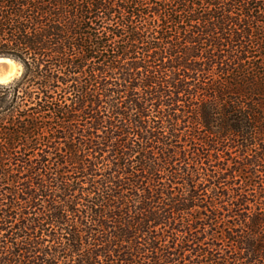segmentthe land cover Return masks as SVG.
<instances>
[{"label": "trees", "instance_id": "obj_1", "mask_svg": "<svg viewBox=\"0 0 264 264\" xmlns=\"http://www.w3.org/2000/svg\"><path fill=\"white\" fill-rule=\"evenodd\" d=\"M0 264H264V0H0Z\"/></svg>", "mask_w": 264, "mask_h": 264}, {"label": "clouds", "instance_id": "obj_2", "mask_svg": "<svg viewBox=\"0 0 264 264\" xmlns=\"http://www.w3.org/2000/svg\"><path fill=\"white\" fill-rule=\"evenodd\" d=\"M0 64L8 65L9 71L0 76V86L9 85L14 79L23 73V66L10 58H0Z\"/></svg>", "mask_w": 264, "mask_h": 264}, {"label": "water", "instance_id": "obj_3", "mask_svg": "<svg viewBox=\"0 0 264 264\" xmlns=\"http://www.w3.org/2000/svg\"><path fill=\"white\" fill-rule=\"evenodd\" d=\"M9 71V66L0 64V76L6 74Z\"/></svg>", "mask_w": 264, "mask_h": 264}]
</instances>
